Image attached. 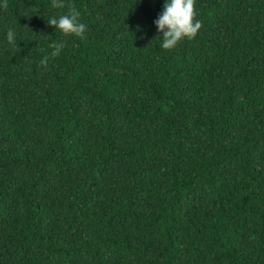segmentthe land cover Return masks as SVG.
<instances>
[{"label": "trees", "instance_id": "obj_1", "mask_svg": "<svg viewBox=\"0 0 264 264\" xmlns=\"http://www.w3.org/2000/svg\"><path fill=\"white\" fill-rule=\"evenodd\" d=\"M164 2L0 7V264H264V0Z\"/></svg>", "mask_w": 264, "mask_h": 264}, {"label": "clouds", "instance_id": "obj_2", "mask_svg": "<svg viewBox=\"0 0 264 264\" xmlns=\"http://www.w3.org/2000/svg\"><path fill=\"white\" fill-rule=\"evenodd\" d=\"M6 6L7 0H0V7ZM53 6L64 7V0H53ZM79 15L75 8H70L66 14L49 15L46 18V23L55 26L57 31L65 36H80L85 32L86 25L78 19ZM154 24L160 34L158 36L162 37L159 47L163 49H172L183 39L195 37L202 27L201 20L197 18L196 0H165L163 11L155 19ZM7 40L10 44L15 43L16 31L12 27L7 31ZM64 47L63 40L53 41L50 44L52 51L45 55L40 63L47 64L49 56L60 55Z\"/></svg>", "mask_w": 264, "mask_h": 264}]
</instances>
